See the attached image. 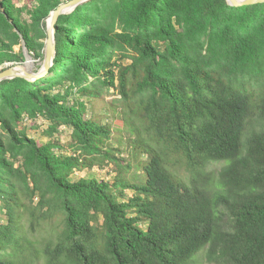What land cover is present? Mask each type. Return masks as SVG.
<instances>
[{
	"label": "trees",
	"instance_id": "1",
	"mask_svg": "<svg viewBox=\"0 0 264 264\" xmlns=\"http://www.w3.org/2000/svg\"><path fill=\"white\" fill-rule=\"evenodd\" d=\"M64 1L0 0V65L24 41L41 62ZM56 40L48 76L0 82V264H195L202 250L264 264V3L93 0L59 17ZM112 87L130 159L87 117L83 98ZM25 117L47 136L72 128L71 143L29 135ZM111 163L113 179L74 178Z\"/></svg>",
	"mask_w": 264,
	"mask_h": 264
},
{
	"label": "rangeland",
	"instance_id": "2",
	"mask_svg": "<svg viewBox=\"0 0 264 264\" xmlns=\"http://www.w3.org/2000/svg\"><path fill=\"white\" fill-rule=\"evenodd\" d=\"M17 49H19V47H17ZM43 60L41 62L37 61L39 67L41 66ZM125 61L127 62L130 60L126 59ZM118 97L120 96L117 95V90L112 87V88H105L100 98L91 99L90 97H84L83 99L87 103V108H88L87 117L96 116V120H98L99 122L110 124L111 127L115 129V131L112 132L110 143L115 148H119L121 139H124V142L122 143L123 152L121 153V155L123 157L130 159L131 157L134 156V152L131 145H128L126 142L127 134L125 133L124 127L121 125L123 121L116 118L112 110L114 108L113 104L115 105L120 104L118 101H116ZM49 124L50 122L43 117H38L36 119H30L25 117L20 127L26 129L29 135L39 138V140L42 142H48L53 138L60 141V143L64 145V147H68L72 141L73 129L68 126H61L60 129L57 132H55L54 136H47L45 135V131L48 128ZM66 149L68 152H71L70 148H66ZM144 158L146 157L144 156ZM132 161L133 163L136 162L135 160ZM122 163L126 164L127 161H123ZM116 170H117L116 165L113 163L109 164V166H105L104 168H101L100 166L97 165L93 169H86L85 171L82 172L77 171L76 174L74 175V178H79L82 175H86L89 177L100 176L108 179H113L116 176L117 173ZM136 172H137V168L135 167L133 170H130L127 173V177L132 179L134 173ZM129 192L132 193L131 190ZM0 218L3 221L5 220V217L2 214L0 215ZM49 232L50 230L42 229L41 231L36 232L35 234H31L30 238L36 242V246L39 249H43L45 243L42 244L41 242H45V240L48 238ZM41 254L42 257L38 262L39 264H45L46 257L45 255H43V252H41ZM195 264H211L207 260L205 250H202L195 257Z\"/></svg>",
	"mask_w": 264,
	"mask_h": 264
},
{
	"label": "water",
	"instance_id": "3",
	"mask_svg": "<svg viewBox=\"0 0 264 264\" xmlns=\"http://www.w3.org/2000/svg\"><path fill=\"white\" fill-rule=\"evenodd\" d=\"M93 0H66L60 3L48 17V37L45 41V57L41 66H38V59L29 51L24 41L25 57L22 61L12 64L10 67L0 72V82L5 79L17 77L25 78L29 81H38L51 73L55 65L57 55L56 24L62 14L71 13L79 6L89 3ZM228 3L235 7L264 3V0H227Z\"/></svg>",
	"mask_w": 264,
	"mask_h": 264
},
{
	"label": "built area",
	"instance_id": "4",
	"mask_svg": "<svg viewBox=\"0 0 264 264\" xmlns=\"http://www.w3.org/2000/svg\"><path fill=\"white\" fill-rule=\"evenodd\" d=\"M13 63L12 62H8L5 65H0V72L6 67V66H11ZM28 118V117H26Z\"/></svg>",
	"mask_w": 264,
	"mask_h": 264
}]
</instances>
